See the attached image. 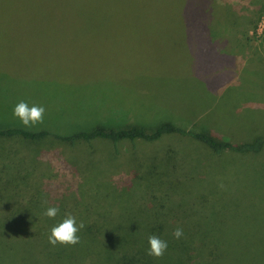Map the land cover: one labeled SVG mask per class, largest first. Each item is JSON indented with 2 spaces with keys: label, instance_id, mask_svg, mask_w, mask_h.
Wrapping results in <instances>:
<instances>
[{
  "label": "rangeland",
  "instance_id": "obj_1",
  "mask_svg": "<svg viewBox=\"0 0 264 264\" xmlns=\"http://www.w3.org/2000/svg\"><path fill=\"white\" fill-rule=\"evenodd\" d=\"M72 2L59 0L54 3L71 7ZM167 3L173 6L182 3L187 7L191 5V0L82 2L84 8L108 15L105 19H95L108 24L131 23L149 17L150 14L145 15L147 13L155 14L154 17L161 18L163 33L165 26L178 21L167 17ZM12 5L8 0H0V16L4 19L3 23L0 18L2 34L17 32L12 25L21 17L10 15ZM258 16L255 26L239 18V25H242L240 31L234 32L231 28L226 33L230 40L225 43V49L231 47L233 55L234 52L240 54L234 55L235 61L231 65V61L226 64L225 60L214 57L218 66H225L221 82L217 83V73L202 72L205 80L213 82L214 92L208 91L199 79L191 76L188 79L182 75L180 67L175 65L178 63L176 42L166 34H161L158 40L161 45L159 50H146L144 43L148 31L142 35L138 31L139 25L128 31L127 43L134 42L135 46L132 55L124 58L116 57L125 52L120 41L121 35H117V32L110 33L113 37L81 33L76 40L79 51L67 54V65L55 66L59 72L38 69L39 82L25 79V74L13 73L16 63L6 64L9 71L0 66V128L19 127L29 131L47 130L51 134L71 135L90 131L99 125L113 129L137 125L149 132L162 122L169 121L183 128L203 132L206 136L207 131L215 130L237 142L251 140L258 135L264 139V12ZM81 19L82 22L93 20L82 15ZM222 30L221 25H218L212 34L222 40ZM100 43L101 48L97 49L96 44L99 46ZM91 44L93 47L89 48ZM88 52L89 55H86ZM10 55L13 57V54ZM159 57L161 65L154 64V60ZM168 62L171 65H167ZM195 64L194 70H197ZM173 66L175 72L162 73L167 68L173 70ZM191 67L192 64L189 72H192ZM64 71L66 74H63ZM233 74L235 76L230 79ZM27 75L32 76L34 73L28 72ZM166 76L173 78L163 80ZM49 77H55V80L51 81ZM221 83L223 85L218 86ZM20 101L27 102L29 106H44V123L31 128L23 126L13 116L14 106ZM257 103L259 107L253 105ZM180 137L171 133L154 141L137 138L112 142L106 138H94L89 142L77 140L71 144L52 136L37 140L20 136L0 137V201L5 196L2 193L9 191L8 188L17 186L16 189L37 181L61 182L72 189L76 188L74 183L84 184L79 186L85 190H88L89 185L93 188L96 185H114L117 191L110 194L105 195L102 190L95 188L94 193L90 194L110 202L111 208L104 215L105 225L101 230L102 240L98 244L96 257L88 261V264H112V247L116 241L143 242V217L132 209L134 199L156 203L161 197V202L168 207L183 203L180 199L175 201V198L181 197L175 195V185L171 184L173 175L166 176L175 167V162H168V166L161 170L162 157L167 151H174L178 155L176 159L185 167L193 171L196 167L204 168L196 172L199 177L181 180L183 185L202 182L203 185L198 187H203V196L209 199L221 196L226 202L221 209H211L206 213L205 220L199 222L201 229L196 228L206 245L227 264L236 263L238 260L232 256L236 255L226 243V239L231 236L242 242L233 246L240 252L241 259L249 254L264 261V243H256L264 235V143L257 153L225 151L216 155L204 143ZM156 167L158 170L152 169ZM159 169L160 173H157ZM143 170L150 171L151 176L143 173ZM248 174L251 177H247ZM161 177L166 178L163 180L166 185L157 184L158 181L161 183ZM127 185L131 191L122 192ZM188 191V188H184L178 194L191 199L195 194L189 191L193 195L190 197ZM17 193H20V188ZM44 198L26 194L17 200L21 210L26 211V225L20 223L18 218L11 219L10 226L0 222V264H73L67 256L69 246H52L48 242L51 229L65 217L59 214L54 219L45 216L46 208L53 204L50 198H46L47 205L42 204ZM87 199L92 204L91 210L96 206V199ZM198 205L191 204V207L197 208ZM3 211L7 213L5 208ZM86 213V219H90V212ZM181 220H184L185 225H177L176 228L186 229L191 225L190 222L196 221V216H189L190 222L186 218ZM112 231L114 235L108 237ZM23 233L27 235L22 237ZM174 243L175 246L167 249L162 258L148 255L144 264H185L178 256L182 251L180 241ZM38 246L47 252L40 258L36 255ZM51 253L60 254L59 260L52 262ZM77 263L81 264L80 261Z\"/></svg>",
  "mask_w": 264,
  "mask_h": 264
},
{
  "label": "trees",
  "instance_id": "obj_2",
  "mask_svg": "<svg viewBox=\"0 0 264 264\" xmlns=\"http://www.w3.org/2000/svg\"><path fill=\"white\" fill-rule=\"evenodd\" d=\"M17 1V8L15 7L17 9L16 12H20L24 18H26L28 32L38 34H70L85 32L111 37H113V35L110 33L117 32V35H121L120 41L124 47L123 51L125 52L122 56L118 55L116 57L117 59H120L127 56V51L124 46V37L128 29L132 28L133 25L108 24V22L96 21L95 19H105L108 15L102 13L97 14L96 10L84 8L82 7V4L79 7V5H77V0H68L69 3L73 1L71 7L58 3L50 5L43 0ZM14 10L15 9H11L10 15L14 14ZM166 11L167 17L178 21L174 24L165 26L164 33L161 30V24L139 25L138 31H140L142 35L145 31H148L145 38L146 43L150 45V47L147 46L148 50H159L161 45L159 46L158 40L161 39V34H166V36L170 37L173 42H176V62L178 63L175 65L180 67V70L183 73L182 75L188 79L191 77L199 79L208 91L214 92L215 90L212 87L213 82L205 80L202 72H215L217 73V83L220 81L221 74L225 72V66H218L219 63L216 64L214 57L216 56L218 59L225 60L226 64L229 63L228 61H231L229 63V65H231V63L235 61L234 55L240 54L234 52L235 54L233 55V51H230L231 47H226L227 49H225V43L230 40L226 33L229 32V29L231 31V28L234 32L240 31L239 28L242 25H239V18H243L244 21L246 20V24L251 22L252 25L255 26V23L259 19V16L257 17V15L264 12V0H201V2L191 0V5L187 7H184L182 3H180L179 6H173L167 3ZM81 15L85 16L87 19L93 20L82 22ZM0 18L4 23V19L1 16ZM64 21H66L65 24L63 23ZM218 25H221V28L223 29L222 31H224V38L222 40L212 34V31L215 30ZM137 26L138 25H136L135 28ZM137 36H139V34H137ZM96 48L99 49L98 47ZM154 64L161 65L160 57L154 60ZM191 64L192 72H189V66ZM194 64L197 66V70H194ZM167 65H171V63L168 62ZM175 71V67L173 70L167 68L166 71H163L162 73L165 74L166 72L170 73ZM63 74H66V71H64ZM233 76H235V74H233L230 79L233 78ZM168 78L170 79L173 77L166 76L163 80ZM227 84L228 82L225 85ZM222 85V83L220 85L218 84V86ZM253 105L259 107L260 104L257 103ZM171 133L181 136L180 139L188 137L195 141L202 142L216 155L225 151L236 154L257 153L262 149L264 143V139L260 135L255 136L251 140L237 142L232 141L229 137L220 134L215 130L207 131V137L203 132L183 128L169 121L162 122L149 132L137 125L116 129L106 128L99 125L90 131H81L71 135L51 134L47 130L29 131L19 127L0 128V137L20 136L27 140H37L46 136H52L57 140L69 142L70 144L77 140L89 142L94 138H106L112 142H116L120 139L134 140L137 138L145 141H154L164 134ZM177 157L178 155L174 153V151H167L165 157H162L164 160L161 159V170L162 167L166 168L168 166V162H175V167L172 169L171 173L167 172L166 176L173 175L172 179L174 180H171V184L175 185V195L181 197L175 198V201L180 199L183 203L181 205L173 204L168 207L163 201L161 202V197L157 199L156 203L151 201L147 202L148 200L145 199H134L131 203L132 209L136 214L143 217L141 223L145 229L143 242L139 244L135 242L128 243L126 241H116L114 247H112V264H144V261L148 256V237L150 235H157L161 239L166 240L168 242L167 249H172L175 246L174 242L180 241L182 251L178 256L185 262V264H219V262L221 264H227L222 257H219L218 253L206 245L203 237L197 233L198 230L196 229H201V224L199 222L205 220L204 217L206 213L211 209H221L226 202L221 196H218L219 198L212 196L211 199L203 196L201 193L203 187H198L203 185L202 182H198L197 185L193 183L183 185L180 182L181 180L187 177L191 178L192 176L199 177L196 172L203 170L204 168L196 167V170L193 171V169L185 167L181 161L176 159ZM46 165L49 164L46 163ZM157 168L158 167L152 169L158 170ZM144 172H146V175L151 176L150 171L143 170V173ZM157 173H160V169ZM162 174L163 172H161L160 175L162 176ZM165 177H161V183L158 181L157 184L166 185L167 183L163 182V180L166 179ZM247 177H251V175L248 174ZM74 184H76V188L74 189L66 187V184L54 181H37L34 182V184L22 185L16 189L15 187L17 186L13 188L4 186L8 188L9 191L2 193V195L5 194V196L3 200L0 201V212L2 213L0 217L1 224L10 226L11 219L14 218H18V221L22 224L26 225L28 223V218L26 217L27 214L25 213L26 211L24 209L21 210L17 202L19 197H25L26 194H32L41 198H50L53 206L60 209V216L65 217L67 213H71L76 216L77 223L83 221L85 227L77 233V235L80 236V243L74 246H69L67 256L69 261H72L73 264H78V261H80L81 264H88V261L91 258L96 257L98 244L102 240L101 230L105 225L104 215L111 208L110 202H106L97 195L92 196L90 194L94 193V188L102 190L105 195L117 190L115 186L111 184L96 185L94 188L89 185L87 188L88 190H85L84 187L81 189L79 186L84 184ZM34 185H40V187L38 188ZM129 185L132 184L130 183ZM129 185L121 191H131L128 189ZM19 188L20 193L18 194L17 189ZM184 188H188V190L195 195L193 196L188 191L189 196H193L191 199L185 195L179 196ZM21 189H23V192ZM89 197H95L96 199V201H94L96 206H93L91 210L89 208L92 204H90L87 199ZM190 203L200 204V206L198 205L197 208L194 206L191 207ZM4 208L7 213H4ZM86 211L90 212V219H86L88 216ZM93 214H95L94 218L92 217ZM192 215L196 216V221H198L197 224L195 223L196 221L190 222L188 220V217ZM182 218H186L191 225L189 224L186 229L182 228L183 236L180 239H176L173 236V232L177 225H185L184 220H181ZM114 233V231L109 232L108 237H112ZM24 234L27 235L26 233H23L21 236L23 237ZM226 241V243L230 245L231 251L236 255L232 256L238 260V262H233L232 264H264V261L258 260L249 254H245L243 259H241L239 257L240 252H237L235 250L236 248H233L237 243H242L238 238L229 236ZM256 243H264V235L257 240ZM46 254L47 252L42 247L38 246L36 250L37 258ZM59 257L60 254L51 253L52 262L59 260Z\"/></svg>",
  "mask_w": 264,
  "mask_h": 264
},
{
  "label": "crops",
  "instance_id": "obj_3",
  "mask_svg": "<svg viewBox=\"0 0 264 264\" xmlns=\"http://www.w3.org/2000/svg\"><path fill=\"white\" fill-rule=\"evenodd\" d=\"M12 2V8L17 11V0H8ZM45 2H48V4L53 5L55 1L59 0H43ZM65 1V0H61ZM79 7L81 6L82 2L85 0H77ZM90 1V0H89ZM94 1V0H91ZM97 1V0H95ZM155 1V0H153ZM16 7V8H15ZM82 7L83 4H82ZM14 12L13 15H19L21 18L17 20L12 26L17 32H11L2 34L0 33V66L5 67L7 71L10 69L7 67V63H16L14 72L13 73H22L26 75L25 79H28L29 81L39 82L40 78L37 75V70L41 69L43 72H48L52 70L54 71H60L55 70V66H64L67 65L68 59L65 60V57L68 56L67 54L70 52H78L79 48L76 44V40L79 36H81V33L85 32H77V33H65V34H54V33H48V34H38V33H32L28 32L27 27V20L26 18L22 17L21 13ZM150 14V15H149ZM145 15H149V17H143L139 19L138 21H134L131 23L133 25L132 28L128 29H134L135 25L140 24H161V18L154 17L155 14L147 13ZM125 34V40H124V46L127 51L126 55H132L133 49H134V42L132 44L127 43L126 36L128 34ZM89 35V34H88ZM99 37H105L104 35H99ZM90 36V35H89ZM92 37V36H91ZM134 38V37H133ZM150 45L148 43H144V47L146 50ZM93 47L89 45V48ZM96 47L99 49L101 48V43L98 46L96 44ZM13 51V52H12ZM4 53H6V56H4ZM10 54H13V57H11ZM7 55L9 56V59H7ZM86 55H89V52L86 53ZM61 56H64L61 57ZM6 57V58H5ZM28 72L34 73L32 76H28ZM51 81L55 80V77H49Z\"/></svg>",
  "mask_w": 264,
  "mask_h": 264
},
{
  "label": "clouds",
  "instance_id": "obj_4",
  "mask_svg": "<svg viewBox=\"0 0 264 264\" xmlns=\"http://www.w3.org/2000/svg\"><path fill=\"white\" fill-rule=\"evenodd\" d=\"M45 107L42 105L29 104L25 101H20L14 106L13 116L18 118L23 126L26 128L34 127L38 124L44 123ZM223 187V185H221ZM42 204L47 205L48 200L42 199ZM60 212V209L56 206H49L46 208L44 215L48 218L54 219ZM85 227L83 221L77 223L76 216L71 213H67L61 223L54 226L51 229L48 237V242L52 246L57 244L74 246L80 243V236L77 233ZM173 236L176 239H180L183 236V229L176 228L173 232ZM149 248L147 254L154 258H162L167 251L168 242L161 239L157 235H150L148 237Z\"/></svg>",
  "mask_w": 264,
  "mask_h": 264
}]
</instances>
